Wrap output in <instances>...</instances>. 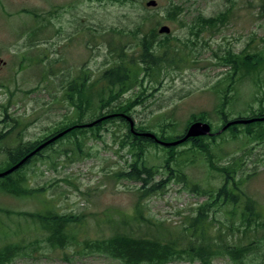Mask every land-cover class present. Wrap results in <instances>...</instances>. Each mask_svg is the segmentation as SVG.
<instances>
[{
  "label": "rangeland",
  "instance_id": "374dc122",
  "mask_svg": "<svg viewBox=\"0 0 264 264\" xmlns=\"http://www.w3.org/2000/svg\"><path fill=\"white\" fill-rule=\"evenodd\" d=\"M149 1L122 6L114 0H0V134H7L0 141V173L10 166L7 150L43 139L54 126L77 119L76 109L64 102L62 84L84 70L88 85L99 80L109 66L108 45L119 38L111 29L130 26L143 14L150 16L146 30L171 28L170 43L178 51L172 56L182 62L145 78L121 99L125 103L143 94V102L131 111L135 126L172 139L183 135L195 118H204L218 132L224 127V115L230 122L264 114V66L251 74L244 75L240 69L233 75L231 67L219 60L229 52L246 56L264 51V0H155L157 6L148 7ZM175 6L182 13L176 20L166 18ZM222 13L227 18L215 27L199 30L198 35L190 31L199 16L211 19ZM159 35L163 40L165 35ZM92 113L90 108L84 123L91 121ZM99 134V138L90 132L78 135L81 151L74 137L66 138L27 165L22 174L27 185L41 191L14 196L0 186V248L9 243L24 246L7 264H121L91 254L85 244L116 232L139 233L147 228L153 232L152 224L158 222L179 227L204 202L182 182L140 197L139 183L118 176L135 162L131 146L121 147L127 140L126 126L109 123ZM217 144L213 147L216 164H226L233 156L241 158L244 175H252L246 191L264 213V142L243 131L237 140L226 133ZM169 156L161 146L147 147L144 159L159 170L156 181L167 178L164 166ZM180 156V168L189 181L210 187L216 172L204 155L193 151ZM19 212L77 216L81 223L67 226L75 241L64 249L51 248L41 225L18 217ZM212 264L233 263L220 258Z\"/></svg>",
  "mask_w": 264,
  "mask_h": 264
},
{
  "label": "trees",
  "instance_id": "16d2710c",
  "mask_svg": "<svg viewBox=\"0 0 264 264\" xmlns=\"http://www.w3.org/2000/svg\"><path fill=\"white\" fill-rule=\"evenodd\" d=\"M114 1L122 6H134L141 0ZM181 13L182 9L175 6L167 11L166 18L176 20ZM225 18H227L226 13L211 19L199 16L196 24L190 27V31L198 35L199 30L202 32L207 27H215L219 21H223ZM149 19L148 14H143L131 22L130 26L121 30L111 29L114 36L117 35L119 38H117V42L112 40L108 45L109 66L103 71L99 80L88 85L89 79L85 70L80 77L65 80L66 83L62 84L65 91L63 99L65 103L76 109L77 119L66 125L54 126V130L51 128L49 136H45L43 139L22 143L7 150L10 160L8 169L19 163L48 139L69 128L73 129L38 152L17 171L1 178L4 180L0 186L6 193L14 196L33 195L41 191L42 189H34L27 185V180L22 175L27 165L39 157H43L45 152L69 137L75 138L76 145L81 151L82 142L78 139V135H86L90 132L92 137L99 138V133L105 125L119 121L127 128V140L121 142V147L131 146L135 162L130 165L129 170L118 176L139 183L140 197L156 195L165 190L172 182H182L189 184L191 192L205 200L196 208L193 215L187 217L179 227L173 228L170 224L158 222L152 224L153 232L148 228L146 232L139 233L116 232L104 239L88 241L85 245L87 249H90L91 254L104 255L121 264H171L174 262L212 264L220 258L228 259L233 264H264V213L259 209L258 202L247 193L245 187L246 181L252 175H244L241 158L233 156L228 163L217 165L213 152V147L218 145L217 139L223 138L226 133L231 135L232 140H237L240 134L246 131L247 135H253L254 140L264 142V122L234 125L220 134L214 132L215 134L212 136L189 139L176 147H164L153 139L134 135L130 130L129 122L122 116L131 117L133 107L141 104L144 100L143 94H140L135 100L124 103L121 99L125 94L142 85L145 78L158 74L167 65H176L182 62L172 56V53L177 55L178 51L170 43L171 34L165 35L163 40H159L160 35L156 29L146 30L144 28ZM126 38L127 41L124 40ZM219 60L221 65L231 67L233 75H238L242 69H244V75H247L264 66V51L246 56L229 52ZM50 73L55 74L53 68ZM232 76H230L231 81L235 79ZM94 89L97 90L96 93H94ZM228 91H232L230 86ZM90 108L93 111L91 121L84 123V116ZM109 115L119 116L106 119L93 127H77L93 123ZM263 116L262 113H253L249 117L237 119ZM203 119L195 118L190 124ZM223 119L225 126L229 121L226 115ZM256 126L260 127L258 132L251 131ZM135 127L137 132L152 133L165 142H174L185 134L170 139L165 135L150 132L144 127ZM6 135V133L0 134V141ZM148 146H161L170 152L164 166L167 173L166 179L156 181L159 170L147 165L144 155ZM186 146H189V149L187 148L182 153L176 152L180 147ZM193 151L202 153L209 168L216 172V175L212 176L214 180L213 183H210V187L190 182L187 173L180 168L178 160L180 155ZM6 213L14 214L13 212ZM16 215L26 218L33 224H40L42 229L48 233L46 241L53 249H64L69 243L74 242V238L67 233V226L72 223L75 225L81 223V219L77 216L59 215L53 212H48L47 215L19 212ZM138 215L143 218L140 213ZM123 223H127L126 220ZM38 243L39 241L32 242L31 246ZM23 249L24 246L21 243H9L0 248V264L11 262L21 254Z\"/></svg>",
  "mask_w": 264,
  "mask_h": 264
},
{
  "label": "water",
  "instance_id": "95a60500",
  "mask_svg": "<svg viewBox=\"0 0 264 264\" xmlns=\"http://www.w3.org/2000/svg\"><path fill=\"white\" fill-rule=\"evenodd\" d=\"M148 7H155L157 6V2L155 0H150L149 2H147L146 4ZM159 34L161 35H170L172 30L169 26H162L159 29ZM114 116H119V115H109V116H104L102 118H100L99 120L90 123V124H85V125H80L77 127H93L94 125H96L97 123H100L106 119H109L111 117ZM126 118V120L129 122L130 125V130L131 132L136 135V136H142V137H147L150 139H153L154 141H156L158 144L164 146V147H176L179 146L180 144L186 142L189 139H193V138H199V137H204V136H212L215 133L212 132V127L209 123L207 122H202V121H195L193 123H191L189 125V127L187 128V130L185 131V134L182 138L174 141V142H165L162 141L160 139H158L154 134L152 133H141V132H137L136 131V127H135V122L134 120L126 115H122ZM254 122H264V116L263 117H259V118H252V119H236L233 121L228 122L223 128L222 130L218 131L217 134H220L222 131L227 130L229 127L234 126V125H247V124H251ZM73 128H69L55 136H53L52 138L48 139L47 141H45L44 143H42L40 146H38L34 151H32L30 154H28L26 157H24L19 163H17L16 165H14L13 167L9 168L8 170L0 173V179L4 178L12 173H14L15 171H17L26 161H28L29 159H31L32 157H34L38 152H40L41 150H43L44 148H46L47 146H49L50 144L56 142L58 139H60L61 137H63L65 134H67L68 132H70Z\"/></svg>",
  "mask_w": 264,
  "mask_h": 264
},
{
  "label": "flooded vegetation",
  "instance_id": "af4514ba",
  "mask_svg": "<svg viewBox=\"0 0 264 264\" xmlns=\"http://www.w3.org/2000/svg\"><path fill=\"white\" fill-rule=\"evenodd\" d=\"M85 125V124H84Z\"/></svg>",
  "mask_w": 264,
  "mask_h": 264
}]
</instances>
